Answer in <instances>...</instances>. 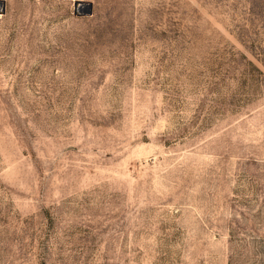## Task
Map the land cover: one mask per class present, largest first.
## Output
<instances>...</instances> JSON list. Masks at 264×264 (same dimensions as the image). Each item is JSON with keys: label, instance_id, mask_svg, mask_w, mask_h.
Returning a JSON list of instances; mask_svg holds the SVG:
<instances>
[{"label": "rangeland", "instance_id": "rangeland-1", "mask_svg": "<svg viewBox=\"0 0 264 264\" xmlns=\"http://www.w3.org/2000/svg\"><path fill=\"white\" fill-rule=\"evenodd\" d=\"M0 0V264H264V0Z\"/></svg>", "mask_w": 264, "mask_h": 264}, {"label": "water", "instance_id": "water-1", "mask_svg": "<svg viewBox=\"0 0 264 264\" xmlns=\"http://www.w3.org/2000/svg\"><path fill=\"white\" fill-rule=\"evenodd\" d=\"M92 11V6L90 3H83L79 0L78 3L74 5V14L76 15H90Z\"/></svg>", "mask_w": 264, "mask_h": 264}]
</instances>
